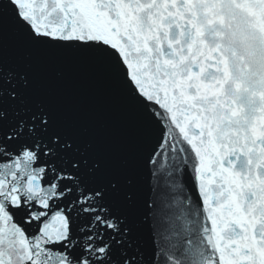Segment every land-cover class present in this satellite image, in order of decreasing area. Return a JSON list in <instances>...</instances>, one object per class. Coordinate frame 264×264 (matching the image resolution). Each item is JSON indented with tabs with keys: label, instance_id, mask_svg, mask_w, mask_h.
Returning a JSON list of instances; mask_svg holds the SVG:
<instances>
[{
	"label": "water",
	"instance_id": "obj_1",
	"mask_svg": "<svg viewBox=\"0 0 264 264\" xmlns=\"http://www.w3.org/2000/svg\"><path fill=\"white\" fill-rule=\"evenodd\" d=\"M0 264H264V0H0Z\"/></svg>",
	"mask_w": 264,
	"mask_h": 264
}]
</instances>
